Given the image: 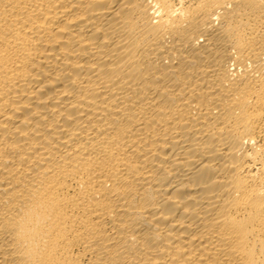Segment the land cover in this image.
Returning <instances> with one entry per match:
<instances>
[{
    "label": "bare ground",
    "instance_id": "1",
    "mask_svg": "<svg viewBox=\"0 0 264 264\" xmlns=\"http://www.w3.org/2000/svg\"><path fill=\"white\" fill-rule=\"evenodd\" d=\"M0 264H264V0H0Z\"/></svg>",
    "mask_w": 264,
    "mask_h": 264
}]
</instances>
